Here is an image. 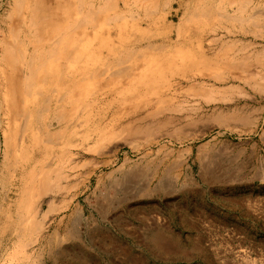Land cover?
<instances>
[{"label": "rangeland", "instance_id": "1", "mask_svg": "<svg viewBox=\"0 0 264 264\" xmlns=\"http://www.w3.org/2000/svg\"><path fill=\"white\" fill-rule=\"evenodd\" d=\"M258 3L249 4V10ZM193 4L171 0L161 5L141 46L151 40V49L206 51L217 56L210 69L197 75L195 70L153 73L151 68L147 85H131L117 75L120 66L105 70L115 56L109 51L118 50L121 40L117 25L105 26L101 19L89 30L87 52L94 61L88 63L86 55L73 67L77 74L98 69L102 77L93 79V85L99 84L91 88L108 93L94 108L81 103L77 114L87 109L90 119L69 128L58 143L53 135L62 127L54 120L56 101L43 117L36 103L31 110L36 150L23 174L26 115L5 114L0 85V207L8 203L13 182L1 185L9 134L20 149L11 160L18 176L32 171L39 176L41 169L51 168L53 182L60 171L77 167L68 191L55 198L43 224L50 242L24 248L11 237L15 228L7 222L16 209L1 213L0 264H264V1L254 25L204 14L188 20L192 15L186 11ZM221 5L215 0L208 8ZM181 19L190 22L177 38ZM51 123L54 130L47 127ZM46 186L34 187L35 205L44 210L51 201ZM80 206L87 218L82 222L75 212ZM33 213L40 220L42 213Z\"/></svg>", "mask_w": 264, "mask_h": 264}, {"label": "bare ground", "instance_id": "2", "mask_svg": "<svg viewBox=\"0 0 264 264\" xmlns=\"http://www.w3.org/2000/svg\"><path fill=\"white\" fill-rule=\"evenodd\" d=\"M170 1L0 0V85L5 107L4 112L5 114L26 115L23 127L24 136L21 139L23 143L21 151L24 152L21 174L30 168V163L35 155L36 138H34L32 129L34 114L31 113V110L36 103L37 111L40 114H46L51 109L52 102L56 101L54 120L57 126L62 127L53 135L57 138L55 141L58 143L59 139L64 138V134L69 128H80L86 121L85 117H87V120L90 119L91 113L87 109H85L87 114H80L83 109L77 114L79 105L83 103L94 108L99 104L101 97L108 93L103 88L100 90L91 88L99 84L94 83L93 85L92 83L95 81L92 80L102 77V72H99L98 69L92 72L93 69L88 68L79 74L76 73L77 68L74 70V64L85 60L86 55L87 62L90 61L91 63V55L93 54L87 52L92 45L90 39L92 36H90L89 30L91 28L93 30V27L96 28L101 19L106 21L105 26H109V22H114L117 25L116 30L121 40L118 50L109 51L110 54L115 56L107 61L105 70L107 72L113 67L120 66L117 69L122 70H119L117 75L121 74L126 81L132 83L131 85H137L138 88L147 85V81H151V68H153V73L157 71L171 73L172 70L180 69L195 70L197 75L198 73L204 75L203 72L210 69L217 56L210 57V54L206 51L199 53L195 51L194 54L191 51L151 49V40H148V38V44L144 47L141 46L143 41L140 42V40H143L144 36L149 34L147 30L154 24H151V18L157 13L161 5L168 4ZM192 1L195 4L188 7L186 12L190 13L189 15H192L193 18L191 17L188 20L194 19V17L200 18L201 14L206 16L216 15L227 23L234 24L237 22H251L263 14V11H261L262 5L259 4L264 0H259L257 6L252 10L248 8L249 4L256 2V0H219L223 5L214 11L213 8H208V5L215 0ZM200 7H202L201 11L196 9ZM108 11H114V13L106 15ZM188 20L181 19L177 28V38H181L180 35L184 34L183 30L185 32V28L190 22ZM207 21L205 22L207 23ZM131 22L133 23L131 24ZM254 22L252 25L255 24ZM171 28L174 27L172 25L168 26L169 30ZM131 29L140 33V38L134 37V34L130 32ZM94 58H92V61H94ZM240 69L242 70V67ZM138 88L134 90L137 91ZM130 89L131 87L127 90ZM134 90L132 88L130 92ZM49 92H51V95H48ZM88 96L91 97V102H88ZM43 114L41 117H43ZM11 116L13 119V115ZM83 118L85 119L83 120ZM6 122L9 123L10 121ZM49 125L47 127L54 130L53 123ZM6 126L8 128V125ZM180 129L182 128L180 127ZM47 134L52 135L53 133L48 131ZM12 135L11 133L6 138V150L2 163L4 180L1 181L3 183L1 185L5 188L8 182H13L8 194L10 199L7 197L8 203H2L0 215L11 211L13 208L16 209L15 217H12L14 213L9 214L7 222L15 228L11 237L13 235L17 237L22 246L26 248L34 243H40L41 241L44 243L47 239L49 240L48 236L43 234V224L53 211L55 198L68 191L70 181H72L71 179H73L77 167H68L65 172L60 171L53 182H51L53 180L51 168L41 169L39 176H33L35 175L34 171L23 177L18 176L20 170L15 169V165L11 160L13 156L18 154L20 149L18 150L17 145H14ZM170 135L172 137V134ZM206 146L207 144L202 145L199 152L201 153ZM13 169L16 173L11 174ZM200 176H202V173ZM189 179L196 181L195 177L191 175ZM37 184H43V186L49 184L45 187V191H48V193L51 191V201L47 203V210L41 208L40 205L38 207L35 205L37 199H39V196L35 195L37 189L34 188ZM104 206L101 205L100 207L101 213L104 211V208L102 209ZM82 207L75 209L77 219L81 222L87 220ZM33 212L36 214L42 213L40 220L36 221L34 216H31L34 214ZM55 236L61 237L57 232H55ZM69 236H72V238L77 237L75 234H69ZM160 238L161 236L156 237L155 243L159 244ZM149 240L151 242V239Z\"/></svg>", "mask_w": 264, "mask_h": 264}]
</instances>
